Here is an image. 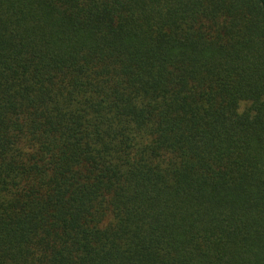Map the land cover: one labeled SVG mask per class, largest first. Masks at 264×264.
<instances>
[{"label":"trees","instance_id":"trees-1","mask_svg":"<svg viewBox=\"0 0 264 264\" xmlns=\"http://www.w3.org/2000/svg\"><path fill=\"white\" fill-rule=\"evenodd\" d=\"M0 264H264V0H0Z\"/></svg>","mask_w":264,"mask_h":264}]
</instances>
